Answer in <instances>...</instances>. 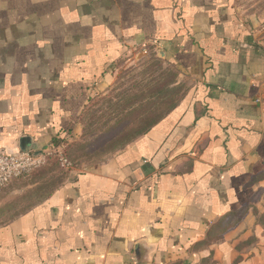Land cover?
<instances>
[{"label": "crops", "instance_id": "0c3cea01", "mask_svg": "<svg viewBox=\"0 0 264 264\" xmlns=\"http://www.w3.org/2000/svg\"><path fill=\"white\" fill-rule=\"evenodd\" d=\"M146 45L190 92L0 227V264H264V0H0V149L76 132Z\"/></svg>", "mask_w": 264, "mask_h": 264}, {"label": "rangeland", "instance_id": "374dc122", "mask_svg": "<svg viewBox=\"0 0 264 264\" xmlns=\"http://www.w3.org/2000/svg\"><path fill=\"white\" fill-rule=\"evenodd\" d=\"M138 51L131 62L118 64L115 82L93 97L80 127L55 147L47 164L1 191L0 227L42 203L78 172L124 150L140 138L138 133L150 121L167 115L188 95L190 82L178 84V73L154 47L146 45ZM175 75L177 83L172 86ZM258 220L264 229V215Z\"/></svg>", "mask_w": 264, "mask_h": 264}, {"label": "built area", "instance_id": "2783aa9c", "mask_svg": "<svg viewBox=\"0 0 264 264\" xmlns=\"http://www.w3.org/2000/svg\"><path fill=\"white\" fill-rule=\"evenodd\" d=\"M52 151H56L54 146L38 153L33 151L11 153L0 149V193L14 181L25 178L45 166Z\"/></svg>", "mask_w": 264, "mask_h": 264}, {"label": "trees", "instance_id": "16d2710c", "mask_svg": "<svg viewBox=\"0 0 264 264\" xmlns=\"http://www.w3.org/2000/svg\"><path fill=\"white\" fill-rule=\"evenodd\" d=\"M174 72H176L175 70H174ZM176 74H177V72H176ZM178 75V74H177ZM177 75H175V77H174V79L172 80V82H171V85L172 86H175L176 85V80H177ZM171 90V89H170ZM173 90V89H172ZM162 92H164V90L162 91ZM177 106L178 105H174L173 107H172V109H171V111L167 114V115H163V116H160L159 118L157 117V118H155V119H153L152 121H150L149 123H148V125H147V128H145V129H143V130H141L139 133H138V135H139V137H141V136H143V135H145V134H147L148 132H150L156 125H158L161 121H163L168 115H170L171 113H172V111H174L176 108H177ZM73 133V129H71V130H68V131H63L62 133H60L57 137H55L54 139H53V141H52V144H53V146L54 147H60V146H62L65 142H66V135H71ZM38 170V169H37ZM36 171V170H35ZM34 172V171H33ZM32 172V173H33ZM31 173V174H32ZM30 175V174H29ZM242 214V213H241ZM264 215V214H263ZM263 217V216H262ZM222 226V228L224 227V229H223V231H225V230H228L230 227H231V225H230V222H228V224L225 226V222H223L222 224H220V227Z\"/></svg>", "mask_w": 264, "mask_h": 264}]
</instances>
